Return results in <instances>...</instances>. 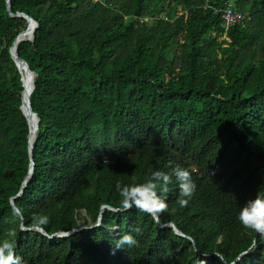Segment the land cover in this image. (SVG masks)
<instances>
[{
  "label": "trees",
  "instance_id": "1",
  "mask_svg": "<svg viewBox=\"0 0 264 264\" xmlns=\"http://www.w3.org/2000/svg\"><path fill=\"white\" fill-rule=\"evenodd\" d=\"M230 1L11 0L9 11L0 0V241H15L24 264H264V239L238 220L264 195V0H234L251 20L226 33L214 8ZM18 13L39 24L18 53L36 75L40 123L13 207L31 168L25 76L10 51L29 29ZM177 165L195 192L181 207L173 176L158 189L159 221L185 237L124 210L116 190ZM129 233L138 246L112 254Z\"/></svg>",
  "mask_w": 264,
  "mask_h": 264
},
{
  "label": "clouds",
  "instance_id": "2",
  "mask_svg": "<svg viewBox=\"0 0 264 264\" xmlns=\"http://www.w3.org/2000/svg\"><path fill=\"white\" fill-rule=\"evenodd\" d=\"M110 161L105 157L104 164L108 165ZM179 182V196L176 203L181 207H187L189 199L195 192L196 185L192 181L189 170L179 165L172 168L170 173L163 171H154L151 176L143 183L135 185L116 184V190L122 198V207L124 210H131L133 207L153 218H157L168 210V203L161 197L158 189L167 192V186L172 183V177ZM19 207L13 209V215L20 213ZM240 224L245 228L259 235L264 239V195L257 194L254 200L248 201L240 208L238 214ZM40 223H46L47 217H40ZM139 232V228L133 229ZM124 245L138 246V241L133 235L124 234L116 240L115 250L121 249ZM0 264H24L23 258L16 254V243L13 240L5 239L0 241Z\"/></svg>",
  "mask_w": 264,
  "mask_h": 264
},
{
  "label": "water",
  "instance_id": "3",
  "mask_svg": "<svg viewBox=\"0 0 264 264\" xmlns=\"http://www.w3.org/2000/svg\"><path fill=\"white\" fill-rule=\"evenodd\" d=\"M7 4H8V9H9V11H10V8H11V0H7ZM10 13H11V15H14L12 12H10ZM15 16L25 18V19L29 22V27H30L31 25H33V23H35L34 32H33L32 36H31L29 39H25V40H32V41H34V40H35V31H36V29H37L38 26H39L38 22L34 21L30 16H28V15L25 14V13H18V14H16ZM29 27H28V28H29ZM22 33H23V32H22ZM22 33H20V34L18 35L16 41L14 42L13 46L11 47V49H10V51H11V55H12V58H13V60L15 61L16 65H17V67H18L20 73H21V66H22V67H26L27 69H29V72L35 76L34 72H32V71L30 70L27 61L24 60V59H22V58L20 57V55H19V53H18V48H15V44H16V42H17L19 36H20ZM25 40H23V41H25ZM34 88H35V79H34V82H33V91H34ZM32 93H33V92H32ZM22 105H23V104H22ZM30 106H31V98H30ZM21 109L23 110L22 106H21ZM31 111H32V114H33V115L37 116V114L33 111L32 106H31ZM24 114H25V113H24ZM26 117H27V116H26ZM27 119H28V118H27ZM37 119H38L37 130H38V128H39V123H40V118L37 116ZM28 122H29V121H28ZM29 139H30V134H29ZM29 151H30V156H31V168H30V172H29L28 176L26 177V179H25V181H24V183H23V186H22V189H21L20 193L12 199V202H11V203H12V206H13V207H16V204H15V198L21 197V196L24 194V191H25V188H26V186H27V184H28V181H29V179L31 178V176H32V174H33V172H34V169H35V162H34V144L31 145V144H30V140H29ZM106 208H108V209H112V208L109 207V206H104V207L102 208V210H101V215L103 214L104 209H106ZM101 215H100V218H99V220H98L97 225H95V226H100V225H101V221H102V216H101ZM156 219H157V221H158V225H159V227L163 228V227L169 226V227L173 228L174 231H175L178 235H180V236H184V237L186 236L183 232H181V231L176 227V225H175L173 222H170V223H167V224H162V223H160V221H159V216H158ZM87 228H88V227H85V226L79 225V227H78L77 229H74V230H72L71 232H68V233H60V234H58V235H54V236H57V237H60V238H66V237L70 236V235L73 234V233H76V232H78V231H83L84 229H87ZM89 228H91V227H89ZM23 229L25 230L24 226H23ZM36 229L39 230V231H41L44 235H48V234H47L42 228L36 227ZM50 237H53V236H50ZM188 238L191 239L190 237H188ZM237 261H240V258H238ZM237 261H236L235 263H231V264H237ZM224 264H230V263L224 261Z\"/></svg>",
  "mask_w": 264,
  "mask_h": 264
},
{
  "label": "bare ground",
  "instance_id": "4",
  "mask_svg": "<svg viewBox=\"0 0 264 264\" xmlns=\"http://www.w3.org/2000/svg\"><path fill=\"white\" fill-rule=\"evenodd\" d=\"M34 27H35V23H33V25H31L29 27V29L27 31H25L24 33H22L16 44H15V48L19 47V44L25 40V39H29V37L32 36L33 32H34ZM21 70L24 72V80H25V84H26V89L24 91L23 94V102H24V106L22 105L23 108V112L25 113V115L28 118L29 125L31 126V133H30V144L33 145L34 141L36 139V134H37V124H38V119L37 116L32 114L31 111V106H30V95L33 92V82L35 79V76L33 74H31L29 72V69H27L26 67H22L21 66Z\"/></svg>",
  "mask_w": 264,
  "mask_h": 264
},
{
  "label": "built area",
  "instance_id": "5",
  "mask_svg": "<svg viewBox=\"0 0 264 264\" xmlns=\"http://www.w3.org/2000/svg\"><path fill=\"white\" fill-rule=\"evenodd\" d=\"M208 7L211 6L206 4L205 9ZM214 13L221 16L222 24L226 33L232 27L236 25L245 26L246 23L251 20V15L246 11L238 9L234 0L226 3V5L223 7L214 8Z\"/></svg>",
  "mask_w": 264,
  "mask_h": 264
},
{
  "label": "rangeland",
  "instance_id": "6",
  "mask_svg": "<svg viewBox=\"0 0 264 264\" xmlns=\"http://www.w3.org/2000/svg\"><path fill=\"white\" fill-rule=\"evenodd\" d=\"M30 38V37H29Z\"/></svg>",
  "mask_w": 264,
  "mask_h": 264
}]
</instances>
